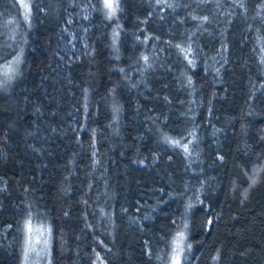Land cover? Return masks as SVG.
<instances>
[{
  "label": "trees",
  "instance_id": "obj_1",
  "mask_svg": "<svg viewBox=\"0 0 264 264\" xmlns=\"http://www.w3.org/2000/svg\"><path fill=\"white\" fill-rule=\"evenodd\" d=\"M28 3L21 33L0 0V264L29 218L50 264H169L180 231V264H264V0Z\"/></svg>",
  "mask_w": 264,
  "mask_h": 264
},
{
  "label": "rangeland",
  "instance_id": "obj_2",
  "mask_svg": "<svg viewBox=\"0 0 264 264\" xmlns=\"http://www.w3.org/2000/svg\"><path fill=\"white\" fill-rule=\"evenodd\" d=\"M25 2L28 3V0H25ZM103 3H104V0H103ZM24 11L25 10L22 8V13H21L22 23L20 22L19 19L13 20L12 22L13 31H16L19 29L21 33L22 31L24 33L26 29L29 27V19L27 21L24 19ZM105 11L107 14L108 10L106 8H105ZM27 221L29 220L25 221L24 227H23L24 241H23V246H22L21 264H50V260H49L50 231H49L48 226L44 223L31 221L32 233L29 234L27 225H26ZM38 230L43 231L44 235L41 236L40 231ZM45 239L47 240V244H44L43 242ZM184 240L180 245L182 248L185 246ZM26 248L28 249L27 261H25ZM180 256H181V253H180ZM172 257H173V251H171L169 264H173Z\"/></svg>",
  "mask_w": 264,
  "mask_h": 264
},
{
  "label": "snow or ice",
  "instance_id": "obj_3",
  "mask_svg": "<svg viewBox=\"0 0 264 264\" xmlns=\"http://www.w3.org/2000/svg\"><path fill=\"white\" fill-rule=\"evenodd\" d=\"M17 2L20 4V6L25 10L24 11V19L27 21L31 15V9H30V5L29 3H26L25 0H17ZM104 7L108 10L107 11V18L108 19H112V17L115 15L116 11L118 10V0H104ZM195 19V17H194ZM207 17H204L203 20L207 21ZM8 23H12L11 21H9ZM179 47V45L177 46ZM183 51V49H182ZM147 59V57H145V60ZM20 56L18 55L15 60L12 62V64L18 65L20 63ZM192 61H189V63H191ZM12 64H9L7 66H5L4 68V75L6 80L11 79V76L9 75V71L11 72H15V68L12 67ZM165 140L167 142H169L170 144H172L174 147H179L181 146V141L179 140H171L168 137H165ZM184 150L187 152L188 151V144H184L183 145ZM251 179V185H255L257 183V179L256 176L254 175L253 177L250 178ZM250 185V186H251ZM189 207H191V205H189ZM211 223V222H210ZM27 225V229L29 234L32 233V225H31V218H29V221L26 222ZM187 227V225L185 224V228ZM40 231V235L43 236L44 232L41 230ZM184 240V232L180 231L177 233V236L173 239V264H180V253L183 251V248L180 246L181 243ZM44 244H47V240L45 239ZM188 247L190 248L191 246L188 245ZM27 251L28 249L26 248V253H25V261H27Z\"/></svg>",
  "mask_w": 264,
  "mask_h": 264
}]
</instances>
